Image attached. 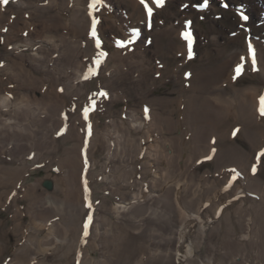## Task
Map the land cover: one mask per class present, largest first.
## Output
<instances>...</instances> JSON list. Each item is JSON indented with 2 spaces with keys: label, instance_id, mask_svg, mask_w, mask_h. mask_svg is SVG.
I'll return each instance as SVG.
<instances>
[{
  "label": "bare ground",
  "instance_id": "obj_1",
  "mask_svg": "<svg viewBox=\"0 0 264 264\" xmlns=\"http://www.w3.org/2000/svg\"><path fill=\"white\" fill-rule=\"evenodd\" d=\"M128 1L131 2L132 9L138 12V16L143 17L144 12L138 2L136 0ZM186 1L188 5L190 1ZM211 1L212 3L220 1L222 4L227 2L225 0H209L208 10L203 11L200 9L202 13L210 11ZM245 1L242 4L244 5L243 8L239 9L238 7L236 10L240 16L242 27L247 30L248 27H253L257 22L263 25L264 0ZM52 2L54 5L39 6V4H34L30 0L25 2L17 0L18 5L14 6L13 9L18 12L23 9L29 15L34 13L33 15L36 16L34 19L38 26L36 25V36L30 37L29 35L27 40L19 43L15 48L13 47L11 53H15L21 59H30V68L33 71L43 72L44 70L45 73L41 75V78L53 80L51 85L53 95L45 93L44 97L39 98V101L28 102L26 98L29 97L28 94L23 95L22 92L21 94H15L14 99H8L3 95L4 91L0 94V113L1 109L4 111L0 114V149H6L9 159L12 161H0V188L4 190L3 193L6 192V187L9 186L7 184H10L14 178L19 177L22 163H29L28 155L33 157L34 162H37V159L41 158L39 150L42 148L49 149L54 145L58 147L59 143L64 144L67 143V140L75 139L73 148L70 146L63 147L66 150H64L61 175L51 177L52 179L49 180L53 182L54 191L48 201L49 203L45 201L41 205L46 204L51 207L39 211L41 205L36 206L37 210L32 212L31 224L36 226L34 230L45 234L42 238H36L34 237L35 235L38 236L36 232L34 236H30L32 242L28 241L27 243L26 250H33L34 258L40 261V263L36 262L38 264H51L59 259L67 261L66 264H70L74 260L71 255L77 251L78 241H84L87 245L84 251L85 255L82 258L83 264H247L248 259L243 260L240 258L235 261L231 257L237 251H243L250 245L260 249L261 254L264 255V198L261 199L259 195H263L264 191L261 190L263 183L258 173L253 177V180L249 181L250 186H248V190L251 191L252 189L253 191L249 194L251 197L246 201L251 200V206L248 207H252V210L247 211L245 206L248 203L240 201L238 205L236 204V209L229 207L226 212L224 211L223 216L218 217V219L216 215L214 218L209 219L205 213L195 214L196 208H199L200 204L204 206V203H208L209 205H207L209 209L212 208V211H218L221 205L227 203L223 199L225 197L218 194L219 187L221 188L224 183L228 182L226 176L230 178L234 174V176L238 175L239 178H244L245 171L249 170L250 158L248 152L241 144L238 145L235 141L232 144L228 142L231 131L226 130V124L232 122H229V120L231 118L235 119L237 122L235 123L240 125V133L251 144L256 145L257 141L259 142V139L264 137V115L260 111L262 107L261 97H264V36L256 34L247 37L244 44L241 45L236 42L235 47L227 52V49L216 43L219 40V32L213 31L214 34L210 38L217 46L216 51L223 55L216 63L211 64L213 65L211 68L205 67L208 70L205 69L206 72L200 76L201 81L196 82V93H188L189 95L186 96L184 101L179 100V98L171 99L169 96H153L149 99L150 103L147 104L150 105L147 114L144 113L145 110L142 112V110L135 109L136 107L130 108V111L124 112L122 117L114 116L115 118H110L104 123L103 128H99V121L92 122L89 118L87 122H84L86 123L84 131H81L82 129H79L75 122L80 120L82 116L77 115L78 110L74 109L72 104L75 103L72 100L75 96L82 95L80 98H83L87 95L88 88L84 84L88 81H81L85 73L80 74L82 68L80 60L83 58H80L81 54L77 50V38L75 42L74 40L70 41L60 31L62 30V23L66 30V26L70 22L67 33L75 32L83 35L82 32L86 30L88 21L83 8L80 7L82 6V0H52ZM70 2L72 3L71 9L66 7L71 4ZM145 2H149L153 6V11L156 9L154 0H145ZM183 5L185 4L183 3ZM188 7H184L183 13ZM167 9L160 8L158 14L153 12L151 17L157 18V16L167 13ZM241 12L248 17L246 21L241 18ZM250 14L256 19L254 22L250 20ZM7 16L0 7V30L6 26L4 21L7 20ZM208 18L212 23L216 22L210 17ZM71 19L73 20L72 23ZM130 19L129 21H131ZM18 21H22L26 30L29 29L30 25H28L27 19L18 17L16 23ZM125 26L127 27L126 30L133 27L127 25V22L124 23ZM173 26L172 23L170 26H166L165 29H156L155 31L160 33L161 38L152 43L148 49L157 54H164L166 49L161 40L162 37L169 36L170 31L174 33L175 28ZM134 29L133 27V31ZM188 29H186V32L190 31ZM14 34H16L14 26H11L9 33H7L6 43L8 45ZM42 36L44 38L40 41ZM238 38H241V34L238 35ZM185 41L187 42V40ZM231 41L233 44L235 43L234 40ZM249 42H251L256 53L255 71H253L251 53L248 50ZM104 45V47L112 48L110 44ZM140 46H133L131 43L128 46L121 47L120 52L122 51L123 54L121 56L115 55L118 57L117 59L115 57L118 60V69L113 72L117 73L118 77L119 75L120 77L121 75L125 77L137 75L136 78L132 77L131 84L137 95L142 93L140 88L137 89L136 87L142 86L143 82L146 81L143 78L145 75L143 73L146 70L150 72V69H153L152 64L145 61L147 57L144 53L148 50L143 53ZM170 47L172 48V43H169ZM173 47L177 49L179 44H173ZM186 47H188L187 43ZM180 50L178 49V51ZM8 55L6 56L11 62L2 68L0 67V76L9 75L10 81L20 82L19 86L21 82L26 84L25 76L21 74L22 70L18 69L19 64L17 61L13 62ZM71 56H75V62L68 59ZM53 57L54 67L50 65L51 63L49 64L50 59ZM208 61L205 60L207 63ZM238 64L243 65V70L236 79H233L236 76L235 69ZM64 66L65 70L63 71L65 72L57 71V68L62 69ZM127 68L128 71H126ZM177 68V71L176 68L173 71L176 78L180 76V69H182L181 67ZM12 70L13 72H11ZM156 72L158 76L163 74L161 67H157ZM250 74L256 76V82L239 87L238 83ZM61 76L66 78L60 79ZM33 79L36 90L44 92L41 87L37 86L40 83L35 80L36 77ZM61 82L63 83L60 84ZM78 82H81V84H78L79 87L76 84ZM258 82L262 85H257ZM2 84L6 85L8 82L3 83L2 80L1 86ZM121 96H119V91L116 95H112L113 103ZM71 102L72 104H70ZM169 103L171 105L173 103L172 107H175L174 104L176 103V107L183 108V111L179 109L180 116L174 117L172 114L176 112V107L170 113L165 114ZM45 109L46 113H49L46 114L48 118L45 117ZM43 115L45 118L39 119ZM76 115L77 117L74 118ZM26 119H30L29 121L32 122L33 126L42 125L45 127L47 124L52 125L53 130L49 131L51 134L48 133L49 135L41 137L37 129L34 130L35 128L24 126L22 120ZM62 119H68V121L70 119L69 129L66 127L69 131L65 135H61L63 131L59 129L63 125ZM89 125L91 126L90 132ZM28 132H33L36 136L34 138L30 137ZM212 136H215L214 147L217 148L212 160L216 170L212 172L210 169H205L204 172H201L199 168L205 162L200 163L198 159L206 157L209 153L212 146L208 140H212L214 138ZM86 139L89 140V152L84 150L81 154L80 148L84 147L82 144ZM56 147L54 148L56 149ZM99 148H102L105 154L104 162L92 160L91 163L93 164L90 165L89 161L92 159L90 157H93L94 152ZM37 149L39 150L37 151ZM139 150L142 152L139 153ZM85 153L90 157L89 161H85L84 164L83 155ZM13 161L15 162L13 163ZM18 163H21V165L19 166ZM136 163L141 164L143 169L138 168ZM82 164H84V169L81 168ZM229 166H235V171L232 170L230 173L226 169V172H222L225 167ZM96 171L100 172L98 175L101 178L96 176L98 181L95 180L96 177H93L97 174ZM138 171L142 174L141 177H138ZM216 171L220 172L216 175ZM85 172L86 176L84 177ZM153 173L155 174L152 175ZM80 177H82V180L85 178V183L82 182V185L79 184ZM90 180L91 182L93 180V183L98 186L102 182V190L109 192L115 203L110 205L107 202L108 199L105 196L102 197L99 205L101 212L96 220L94 214H91L95 206L91 198L86 197L85 205L81 203L82 207L79 205L80 200H77L81 194L86 195V191L90 196L94 193L92 186L88 187ZM42 183L41 180L37 181L33 185V189L36 191L41 188L45 194L47 192L42 188ZM60 183L63 188H60ZM239 187L235 191L237 192L236 197H241L245 191ZM82 191H84V194ZM222 192L224 191L222 190ZM61 193H64L63 198L60 197ZM207 194L208 196H206ZM89 204L93 205L89 207ZM182 206L185 208L182 209ZM55 211L62 215L63 221L48 222L49 219H52ZM252 216L259 221L258 225H254V235L248 233V228L254 219ZM187 224H190V226H187ZM181 227L182 229H180ZM63 240L67 241L65 245L56 250L57 247L53 246L54 243ZM203 246L207 247V258L200 255L204 253ZM89 247H92L94 251L98 249L100 256L94 257L90 254ZM14 261H11V263L18 264Z\"/></svg>",
  "mask_w": 264,
  "mask_h": 264
},
{
  "label": "rangeland",
  "instance_id": "obj_2",
  "mask_svg": "<svg viewBox=\"0 0 264 264\" xmlns=\"http://www.w3.org/2000/svg\"><path fill=\"white\" fill-rule=\"evenodd\" d=\"M22 1L25 2L27 0H22ZM30 1H32L34 4L35 3L39 4V6L54 5L52 0H30ZM136 1L141 6V8H142L141 10H143V12H144L143 17H141V18L138 16L139 15L138 12L135 11V9H132L133 6H132L131 2H129L128 0H110V1L102 0V3L97 4L95 8L91 7L92 0H82V6H80V3H79V6L81 8H83L84 15L87 18L86 20L88 21L86 30L84 32H82L83 35H79L78 33H75V32L68 34L67 31H69L70 26H68V25L70 24V22L66 26L67 29L65 30L63 23L60 21L62 23V28H61L62 30L60 29L61 34L62 35L65 34L67 39H69L70 41L74 40V42H75V40L77 38V42H78L77 43V46H78L77 50L81 54L80 58L81 59L83 58L82 60H80V63L82 65L81 66L82 68L80 69V74L82 75L85 73V75L81 81H84V82L88 81V83L84 84L88 88L87 95L84 96L83 98L82 97L80 98V96H82V95H80L79 97L75 96L76 98L74 97V100L70 99V100H72L73 103H75V104H72V102H71L70 104L73 105L74 109L78 110L77 115H79V117H80V115L82 116L80 120H77L75 122V123H77V126L79 127V129H82L81 131H84V127H86L85 126L86 123H84V122L85 121L87 122V120L89 118L91 119L92 122L99 121V123H98L99 128H103L104 123H106L108 120H110V118H112V117L115 118L117 116L122 117L124 115V112L127 113L126 111H130V108L133 109L136 107L135 109H139L140 111L142 110V112L146 108H147V110H149L148 107L150 105H147V104L150 103L149 99L153 96H157V97L169 96L171 99L172 98L173 99L179 98V100L182 99V101H184L186 99V96H188L189 94H192L194 92L196 93V89H195V88H197L196 82H198V81L200 82L202 79V78L200 79V76H202L204 74V72H206V70H208L206 68H211L213 66L211 64L216 63L219 59L222 58V55H223L222 53L219 54V52L216 51L217 46H216V44L213 43V41L210 38L212 36V34H214L215 31H216V33L219 32V38H218L219 40H217L216 43L220 44L222 47L227 49L226 50L227 52L231 51L232 48L235 47L234 45H236V42L238 44H241V45L244 44L246 42L245 39H247V37H252L256 34L259 36H261V35L264 36V24L261 25L260 23L257 22V24H255L253 27H248L247 30L244 29V27H242L243 26L242 24H240V19H239L240 16L236 10L238 9V7H239V9L243 8L244 5H242V4H244V2H246L245 0H225V1H227L226 3L229 5L228 8L223 7L222 2H220V1L219 2L214 1L215 4H214V2L212 3V1H211L210 11H208V13H205V12L202 13L200 9L195 7V5L197 3H203V0H189L190 3L188 2L189 3L188 6L190 5L189 6L190 8L187 6L188 8H187V10L185 9V13H183L184 5L182 6V4L184 3L185 5H187L186 0H166L163 7L156 6V9H154L153 12H154V14H158V10L160 8H165V9L168 8L167 9L168 12L164 13L162 15H159V17L157 16V18L151 17L150 20L147 17V14H146L147 10H145L144 5L141 4L140 0H136ZM86 3H87V5H86ZM145 3H147L149 5V7H152V9H153V6L151 4H149V2H145ZM16 5H18L17 0H9V3L7 5H4L2 2H0V7L8 15L6 17L7 20L4 21V25H6V26H4V29H7V31H4V29L0 30V34H1L0 35V67L2 68L11 62L8 60V57L6 56L9 54L8 56H10L12 58V61L13 62L17 61V63L19 64L20 67H18V69L22 70L21 74H23L25 76L26 84H22V82H21V85L19 86L18 85V84H20V82H18L19 80L17 81L18 83H16V81L15 82L10 81L9 75H6V74L2 75V76H0V94L3 93V91H4L3 95H5L8 99H14L16 97L15 94H21V92H22L23 95L28 94L29 97H26L28 102L39 101L40 100L39 98L44 97L43 95H45V93L49 94V95H53V91L51 89V85L53 84V80L52 79L45 80V79L41 78V75L45 73L44 70H43V72H39L38 70L33 71V69L30 68V64H31L30 59H28V58L21 59V58L17 57V55L15 53L14 54L11 53L13 51L12 50L13 47L15 48L19 43H22L25 40H27L29 38V35H30V37H33V36H36L35 33H37L35 31L37 24H36L35 19H34V17H36L35 15H33L34 13L31 15H29L28 13L26 14V11H23V9L19 10V12H18L16 9H13V7ZM71 6H72V3L68 4L66 7H69L71 9ZM202 10L207 11L208 8L202 9ZM53 12H54V10H53ZM68 15L70 16V14H68ZM18 17L21 19L24 18V19L28 20V25H30L29 29H27V30L25 29L22 21L21 22L18 21V23H16ZM93 17H95V19H97L99 21V23L96 26V30H97V35L99 36V38L101 40V47L100 48L96 47V40L91 34L92 33ZM201 17H203V18L201 19ZM208 17H210L213 21H216V22H214L215 24L212 23ZM249 18L253 22L256 20L252 15L249 16ZM72 19H71V23L73 22ZM129 19L131 21H129ZM186 21H191L190 27L185 24ZM9 22H10V24H9ZM123 22L125 24L127 22V25H129V26L130 25L133 26L135 28L134 31H133V27H129V29L126 30L127 27L126 26L124 27ZM149 23H150V27H149ZM172 23L174 24L173 27L175 28L174 33H172V31H170L169 36L162 37V40L160 39L162 41L164 48L166 49V52L164 54H161V53L157 54L154 51L148 49V48H150V45L152 43H154L157 39L161 38L160 33L158 31L156 32L155 30L158 28H159L158 30L165 29L166 26H170ZM1 25H3V24H1ZM10 25L14 26V31L16 34H14L15 36L13 35V39H11V41L9 42V45H8V43H6V42H7V33H9V29L11 27ZM130 28H132V29L130 30ZM185 28L186 29L189 28L188 30H190L192 38H193V44L194 45L192 44V46H194V47H192V49H191V53H193V54H191V57H190L189 53L186 54L187 52H189V48L186 47V43L188 45V42H186L185 41L186 39H184V37L182 36V33L186 32ZM251 28H252V30H251ZM20 30H21V32H20ZM136 30H138V34H137V32H135ZM32 31H34V32H32ZM124 31H126V32H124ZM25 33H27V35H25ZM239 34H241V38H238ZM139 35H140V37H139ZM43 38L44 37L42 36V38H40V41L43 40ZM231 40H234L235 43L233 44ZM114 41H115V43L113 44ZM117 41H122L123 46H120L117 43ZM146 41H148V42H146ZM131 43L133 46L134 45L140 46V44H141V46H140L142 48L141 52H143V53L145 52V50H148L147 52L144 53L147 57V59H145V61L147 63H151L153 66V69H150L151 70L150 72L146 70L143 73V74H145L144 75L145 77L143 76V78H145L146 81L143 82L142 86L136 87L137 89L140 88V92L142 93L140 95L136 94V90H134V88L131 85L132 81H133L132 77L136 78L137 75L136 76L133 75L131 77H130V75H128V77H125L124 75L123 76L121 75V77H120V75H119V77H118L117 73H113L114 71L116 72L118 69V65H117L118 60H116L118 57H116L115 55L121 56V54H123V53H122V51L120 52V50H121L120 48L124 47V46H128ZM169 43H172V48L171 47L169 48ZM104 44H108V45L110 44V47H112V48H108V46L104 47L105 46ZM173 44L174 45L179 44V48L175 49V47H173ZM180 44H182V45H180ZM180 48H182V49L180 50ZM178 49L180 51H178ZM184 49L188 50V51H185ZM7 50H8V52H7ZM104 50L108 53V55L106 57L102 58L101 63L99 65H97L96 64V58H97L99 52L104 51ZM27 53H29V51H27ZM71 57H68V59H70L71 62H73V61L75 62L76 61V59L74 58L75 56L72 57V59H71ZM115 57H116V59H115ZM204 59L206 61L209 60L208 63L205 62ZM49 64L54 67V57L50 59ZM114 66H115V68H114ZM157 67H161L163 74H159V76H158V74L156 72ZM177 67L182 68V69H180V76H178L179 79L176 78V76L173 73L175 68L177 71V69H178ZM49 68L51 69V67H49ZM57 69H58L57 71H59V70L63 71V70H65V66L62 67V69L60 67ZM126 71H128V68ZM11 72H13V70ZM63 72H65V71H63ZM187 74H190V75H187ZM34 77H36L35 80L38 83H40L37 86L41 87L44 90V92H41V91L39 92L38 90H36V86H34V83H33ZM62 78H66V77L61 76L60 79H62ZM117 78H119V80H117ZM2 80H3V83L8 82V84H6V85L2 84V86H1ZM256 80H257L256 76L254 74H250L248 77L246 76L245 79H243L241 82H239L238 85H239V87H243L244 85H246L248 83L256 82ZM10 82H11V84H10ZM62 83L63 82H61L60 84H62ZM31 84H33V85H31ZM76 84L79 87L78 84H81V82H78ZM257 85H262V84H260L258 82ZM17 86H18V89H17ZM123 87H124V91H123ZM10 90H12V91H10ZM118 91H119V96L122 95L121 96L122 98L121 97H119L120 99L117 98L118 100L117 101L114 100V103H113V101L111 99L112 95H116L118 93ZM101 93H106L107 95L103 96V95H101ZM137 93H139V92H137ZM79 100H80V103H79ZM173 102H175V101L173 100ZM183 105H185V104L183 103ZM172 106H173V103H172V105L169 103L167 112L165 111L166 112L165 114L170 113V111H172L173 108L176 107V103L174 104L175 107H172ZM152 107H153V105L151 106V108ZM86 108L89 111V115H88V119L84 120V110ZM154 108H156V107H154ZM176 108L178 111L176 110V112L172 113L174 115V117L180 116L179 109H180V111H183L182 107L181 108L176 107ZM46 109H45V117H46V114L47 115L49 114V113H46ZM109 110H111V111H109ZM3 112H4L3 109H1L0 114H2ZM144 113H146V112H144ZM77 115L74 116V118H76ZM45 117L43 115L39 119H42V118L44 119ZM46 118H48V117H46ZM228 119H230V118H228ZM29 120L28 119L22 120L23 121L22 123L24 124V126L27 125L33 129L35 128L34 130L37 129V132L38 131L40 132L39 135H41V137L46 136L48 133H50L49 132L50 130H53L52 125L47 124L45 127L42 125H39V126L34 125L33 126L32 122H30ZM64 121H65V123H64ZM230 121H232V122H230ZM62 122H63V125H61V127L59 129H61L65 133L63 134V132H61V135H65L66 133L68 134L67 131H69V130H67V129H69V127H70V123H69L70 119H69V121H68V119H66V120L62 119ZM229 122H230V124H226L227 129L225 128L227 131H231L230 132V139L228 140V142L230 144H232V142L235 141V143H238V145L241 144L244 147L246 152H248L247 154H249L248 156L250 158V160H249L250 167L248 168L249 170L245 171L244 178H239L238 175L234 176V174H232L230 178H228L229 176H226L227 181L228 182L230 181V182L224 183L221 186V188H223V189H221L219 187L218 194L224 196L225 198H223V199L227 203H225L224 205H221V207L218 209V211H215L214 209H213L214 211H212L211 207L209 209L208 203H207L208 205L204 203L203 204L204 206H202L200 204L199 208H202V209L196 208L197 211L195 210L196 211L195 214H197V213L198 214H204L205 213L209 217V219L214 218L215 215L217 216V219H218V217L221 218L223 216L222 214H224L229 209V207L230 208L234 207L233 209H236L235 206H237L238 202H240V201H242L243 203H246V204L248 203V205L245 206V208L247 207L246 208L247 211L252 210L251 209L252 207L251 208L248 207L249 205L251 206V203H250L251 200L249 199L248 202L246 200L249 197H251L249 194L252 193L251 191H253L252 189H251V191L248 190V186H250L249 181L253 180V177L256 175V173H258L262 179L261 182L263 183V186H262L261 190L264 191V137L260 138L259 142L257 141L256 145L251 144L245 138V136L240 133V129H241L240 125L236 124L237 122L235 121V119L231 118L229 120ZM36 126H38V127H36ZM66 127H67V129H66ZM28 134L30 137H33V138H34V136H36V134H34L33 132H28ZM240 135H241V137H240ZM212 137H214V138H212V140H210V141L208 140V142H210V144L212 146L210 148L209 153H207L206 157L198 159V162H200V163L203 161L205 162L199 168V170L201 172H204L205 169H210V170H212V172H215V170H216L215 164L212 160H213L214 155H215L214 153H216V151H217V148L214 147V144L216 142L215 136H212ZM87 140L88 139H86V141L85 140L83 141L82 146H84L85 149H84V147L81 146L82 147V148H80L81 154L83 153L84 150L89 152V140L88 141ZM28 144H30V143H28ZM74 144H75V139H71L69 141L67 140V143L66 142L64 144L59 143L58 147H56V145H54L53 147H51L49 149H45V148H42L41 150L37 149V151L39 150V152H41V158L37 159L38 160V161L36 160L37 162H34L33 157H31V156L29 157V155H28V158H29L28 162L29 163H27V164L22 163V165H21V163H18L19 166L20 165L22 166V169L20 171L21 173L19 174V177L14 178V180H11L10 184H7L9 186L6 187L5 193H3L4 190L0 188V264H13V263H11V261H14V260H15L14 262H16L18 264H20V263H22V264H35V263L38 264V263H40L39 259L36 260L34 258L35 254L33 255V250H26V247L28 245L27 244L28 241L32 242L30 238L32 236H34V234H36V232L38 234V236L37 235L34 236L36 238L37 237L42 238L45 235L41 231L34 230V228L36 226H33V224H31L32 223V220H31L32 212L37 210L36 206L39 207L45 201L47 203H49L48 201L52 197V194L54 191V187H52L53 182H51L49 180L51 177H54V176L57 177V176L61 175V173H62L61 168H62V163H63L62 160L64 159V154H65L64 150H66L64 148H67L69 146L71 148H73ZM54 147H56V149ZM10 148H11V146H10ZM34 148H36V147H34ZM145 148L147 149V147H145ZM141 152L142 151L139 150V153H141ZM104 156H105V154H104L102 148H99V149H97V151L94 152L93 157L92 156L90 157L89 155L87 156V154L85 153L83 155V160H84L83 162L85 164V161H89V157L92 158L89 161L90 165L93 164V163H91L92 160L93 161L98 160L99 162H104ZM1 160H3V161L7 160L8 162H12L11 159H9L8 152L6 149L5 150L0 149V161ZM14 162L15 161H13V163ZM84 164H82V167H81L82 169H84ZM137 167L143 169V166L141 164H137ZM234 167L233 166L225 167V169L222 170V172H226V169H227L231 173L232 170L235 171L236 168H234ZM102 168H103V166H102ZM102 168H100V169H102ZM253 169H255V171H253ZM218 172H220V171H218ZM218 172L216 173V175L218 174ZM247 172H248V174H247ZM95 173H97V174H95L93 177L98 176L99 178H101L98 175V174H100V172L98 173V171H96ZM138 173H139V171H138ZM155 173H153L152 175H154ZM49 174H50V176H48ZM85 174H86V172L83 174L84 177L86 176ZM141 176H142V174L139 173L138 177H141ZM81 178L82 177H80V180H79L80 185H82V182L85 183V178L83 180ZM39 180H41L43 182L41 184V186L43 189L46 190L47 193L44 194L43 191L41 190V188L39 190H36V191L33 189V185L36 184L37 181H39ZM95 180H97V177ZM234 180L237 182H235ZM60 185H61L60 188L61 187L63 188V185L61 183H60ZM88 185H89L88 187L92 186V188H93L92 191L94 193L92 192L93 194H91V196H90L87 193L88 191H86V195L81 194L80 198L77 200L78 201L80 200L79 205L82 207V204L85 205L86 197L88 199L91 198L92 203L95 204L94 210H92L91 214H94V216H95L94 218L96 220L97 217L99 218V215H100L99 213L101 212V210L99 209V205L101 203L102 197L105 196V198L108 199L107 200L108 204H110V205L115 204L114 198L109 194V192H107L106 190H102V188H103L102 182H100V184L98 186V185H95L93 183V180H92V182L90 180L88 182ZM236 186H238V187L240 186L239 188H243V191L245 190L242 193L243 195H241V197H236L237 192H235V191L238 188ZM87 188H86V190H87ZM222 190L224 192H222ZM83 192L84 191H82V193ZM226 192H227V194H226ZM33 193H34V195H33ZM259 193H261V192H259ZM63 194L64 193H61L60 197L64 196ZM259 195H260L261 199L264 198V196H263L264 194L263 195L259 194ZM36 196H38V197H36ZM206 196H208V194ZM234 201H236V202H234ZM204 202H206V201H204ZM50 207H49V205L47 206L46 204L41 205L39 208V211H44ZM223 207L225 208V210ZM181 208L184 209L185 207L182 206ZM56 211L53 214L52 219H49L48 222H55V221L61 222V221H63L62 215L56 213ZM252 218H254V217L252 216ZM46 219H48V218H46ZM255 220L256 219L254 218L253 221L251 222V224H250L251 228L250 227L248 228L249 229L248 233L250 235H254V233H253L254 225L259 224V221L258 220L255 221ZM188 225L190 226V224H187V226ZM180 229H182V227ZM180 229H179V231H180ZM235 236H238V235H235ZM66 242L67 241H64V240L60 241V242H56V243H54L53 246L57 247L56 248V250H57L58 248L64 246ZM53 246H51V247L55 248ZM86 247H87V245L84 241H82V242L78 241L77 251H75V253H73V255H71V257L74 258V260L70 264H83L82 258L85 255L84 251H85ZM206 248H207L206 246L202 247V250L204 251V253H201L200 255L203 258H207L206 257L207 256V253H206L207 249ZM250 249L252 250V252ZM90 250H91V252H89V253L92 254L94 257L100 256V253H99L100 251H98V249L94 251L92 249V247H89V251ZM259 250L260 249H258L254 245H252V246L250 245V246L246 247V249H244L243 251H240V250L237 251V253L233 254V256L231 258H233L235 261H238L240 258L243 260L248 259L246 261L247 264H264V255H262L261 250L260 251ZM259 255L261 258L259 257ZM66 262L67 261H65V260H59L58 259V260H55L54 262H52L51 264H59V263L66 264Z\"/></svg>",
  "mask_w": 264,
  "mask_h": 264
},
{
  "label": "snow or ice",
  "instance_id": "obj_3",
  "mask_svg": "<svg viewBox=\"0 0 264 264\" xmlns=\"http://www.w3.org/2000/svg\"><path fill=\"white\" fill-rule=\"evenodd\" d=\"M0 2H2L4 5H7L9 3V0H0ZM140 2H141V4L144 5L145 9L147 10V14H148V17H149V20H150L152 14H153L152 7H149V5L147 3H145V0H140ZM165 2H166V0H154V3L158 7H163ZM101 3H102V0H92L91 7L95 8L97 4H101ZM187 6L188 5H184V7H187ZM208 6H209V0H203V3H197L195 5V7L198 8V9H207ZM223 7L228 8L229 5L227 3H225V4H223ZM202 18L203 17H201V19ZM241 18L243 20H245V21L248 19V17L246 15H244L243 12H241ZM98 23H99V21L97 19H95V17H93V20H92V33L91 34L96 40V47L100 48L101 47V40H100L99 36L97 35V30H96V26H97ZM186 25L190 27L191 21H186ZM149 27H150V23H149ZM4 31H7V29H4ZM137 34H138V30H137ZM25 35H27V33H25ZM182 36H184V38L188 42L189 55L191 57V54H192L191 53V49H192V43H193V38H192L191 32L190 31L184 32V33H182ZM117 43L120 46H123V42L122 41H117ZM248 50L251 53V63H252L253 71H255L256 70L257 60H256L255 49L253 48L251 42L248 43ZM107 55H108V53L106 51H100L98 56H97V58H96V64L99 65L101 63L102 58L106 57ZM242 70H243V65L238 64L236 66V69H235L236 76H234L233 79H236L241 74ZM187 75H190V74H187ZM101 95L106 96L107 94L106 93H101ZM261 101H262V107H261L260 111H261V114L264 115V97H261ZM147 111L148 110L146 108L145 112H147ZM88 115H89V111L86 108L84 110V118H85V120L88 119ZM90 131H91V126L89 125V132ZM253 171H255V169H253ZM89 207H91V204H89ZM89 219H91V218H89ZM86 227H87V225H86Z\"/></svg>",
  "mask_w": 264,
  "mask_h": 264
}]
</instances>
